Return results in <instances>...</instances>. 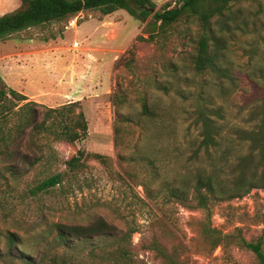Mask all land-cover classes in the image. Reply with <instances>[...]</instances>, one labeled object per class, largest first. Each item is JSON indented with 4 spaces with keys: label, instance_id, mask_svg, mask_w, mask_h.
<instances>
[{
    "label": "rangeland",
    "instance_id": "1",
    "mask_svg": "<svg viewBox=\"0 0 264 264\" xmlns=\"http://www.w3.org/2000/svg\"><path fill=\"white\" fill-rule=\"evenodd\" d=\"M153 1L156 11L179 3ZM19 7L18 0H0V16ZM233 10L229 32H224L221 72L195 69L193 59L203 33L198 23L181 22L150 41L146 29L150 19L143 23L124 10L106 25L113 40L114 22H119L121 42L119 57L109 69L110 80H97L94 72L98 54L108 48L87 40L105 18L99 11L77 15L75 28H69L68 22L54 23L0 42V74L8 90H15L14 63L19 53L55 56L53 69L36 71L46 91L40 92L46 99L38 104L57 108L80 102L89 122L88 137L75 145L44 139L39 144L47 145L38 150L27 132L18 147L28 156L18 161L25 174L11 188L0 181V264H106L101 259L104 252L93 253L89 243L70 248L56 239L58 225L87 226L99 218L116 227L118 237L136 230L128 244L135 264H163L147 249L155 240L184 264H257L251 252L236 247L204 251L197 240L196 221L206 213L182 205L166 190L167 186L187 189L186 203L195 206L196 175L214 170L223 176L230 173L236 159L248 153L236 132L253 130L264 117V0H240ZM84 83L87 86L82 87ZM63 85L67 91L61 89ZM145 103L158 113L157 118L142 115ZM203 109L215 112L210 118L219 132L220 146L210 154L199 148L203 123L198 112ZM80 150L106 156L107 162L88 159L76 178L65 179L49 193L30 194L39 181L65 172L66 162ZM9 164L0 159L1 174ZM211 224L224 234L242 228L247 240L264 239V189L213 202ZM11 234L17 241L12 257Z\"/></svg>",
    "mask_w": 264,
    "mask_h": 264
},
{
    "label": "trees",
    "instance_id": "2",
    "mask_svg": "<svg viewBox=\"0 0 264 264\" xmlns=\"http://www.w3.org/2000/svg\"><path fill=\"white\" fill-rule=\"evenodd\" d=\"M20 7L15 11L0 16V42H4L13 35L23 31L43 27L50 24L69 22L72 18L85 11H99L108 16L117 11L124 10L131 17L147 22L146 29L150 33V41L168 32L176 24L187 22L198 23L203 33L197 41L196 55L193 59L195 69L199 72H221L218 63L222 52L226 49L224 32H229L231 17L235 16L233 5L240 0H179L174 8L168 6L161 11H156L153 0H18ZM233 4V5H232ZM235 21L232 19V22ZM142 39V38H141ZM131 64V61L126 65ZM80 102L65 104L57 108H46L17 91L8 90L3 83L0 74V159L10 162L4 173H0L1 185L11 188L14 182L22 178L23 174L18 167V161L25 156L18 149L24 141L27 132L35 138L30 144L38 150H43L45 145L39 144L40 140H52L75 145L85 140L89 135V122ZM46 111L42 114L40 108ZM215 112L206 109L199 110V120L203 123L201 149L211 153L220 144L214 123L210 118ZM42 115V119L39 120ZM142 115L147 118H157L158 113L149 108L145 103ZM16 122L10 126L13 119ZM239 141L248 146V153L239 156L230 173L223 176L221 172L198 173L193 186V200L195 206H188L186 196L188 190L179 186H167L170 197L191 209H200L206 213L204 219L196 221L199 238L198 241L204 251L214 252L221 247L223 251L236 247L251 252L257 264H264V239L247 240L242 228H236L230 234H224L211 224L212 203L216 201H230L244 197L255 189H264V117L262 122L253 130H239L236 132ZM94 159L103 163L107 162L106 156L101 154H86L79 151L67 162V170L52 174L39 181L30 188V194L37 196L41 193H49L59 185H63L65 179L76 178L85 167V161ZM33 166L34 162L27 163ZM6 190L5 188L3 191ZM148 199L153 196L148 193ZM135 229L128 230L122 236L116 227L103 218L93 221L87 226L58 225L57 242L64 247H73L75 243H89L92 252H104L102 262L106 264H135L133 254L128 247L129 239ZM117 242L116 245L110 244ZM9 255L17 244L16 235L9 237ZM113 248L112 252H107ZM148 250L153 251L163 264H184L178 261L176 255L170 254L158 241H153Z\"/></svg>",
    "mask_w": 264,
    "mask_h": 264
},
{
    "label": "crops",
    "instance_id": "3",
    "mask_svg": "<svg viewBox=\"0 0 264 264\" xmlns=\"http://www.w3.org/2000/svg\"><path fill=\"white\" fill-rule=\"evenodd\" d=\"M116 13L117 12L113 13L114 16L112 14L105 16L103 21L98 22V25H95L93 28V34L91 35V37L87 38V40L89 39V44L97 43L98 45L106 46L108 48L107 51L98 54L97 65H94L96 66V70L94 71L95 79L100 81L110 80L111 74L109 73V69L119 57L118 55H116L119 52L117 48L121 43L119 41L118 35L119 22H114L116 35L113 40H109L108 37L110 29L106 27V25L110 23V20H115L117 18L115 17V15H117ZM92 57H94V55H92ZM54 61H56V57L52 55L49 56V54L45 56L34 57L32 55L25 56V54L19 53V56L15 57L14 63L15 91L26 96L28 98V101H34L37 103L44 102L46 96H41L40 92L43 94L46 93V91L44 90L45 86L41 84V80L38 79L39 72L37 73L36 71H45L47 70V68L49 70L53 69V66L55 64ZM50 73L52 74V72ZM60 75V73L57 75L58 78H60ZM84 86L87 85L84 83L82 87ZM61 89L67 91L65 85H63ZM75 95L76 97H78L76 93H74V96Z\"/></svg>",
    "mask_w": 264,
    "mask_h": 264
},
{
    "label": "built area",
    "instance_id": "4",
    "mask_svg": "<svg viewBox=\"0 0 264 264\" xmlns=\"http://www.w3.org/2000/svg\"><path fill=\"white\" fill-rule=\"evenodd\" d=\"M79 19H80V16H77V17H74L73 19H71L68 22V27L69 28H75V27H77L78 26ZM74 45H75V47H78L79 43L76 42Z\"/></svg>",
    "mask_w": 264,
    "mask_h": 264
}]
</instances>
